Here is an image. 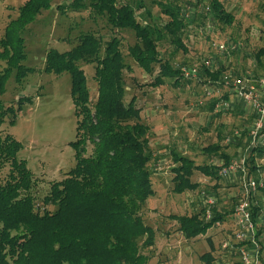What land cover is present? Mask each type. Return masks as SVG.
<instances>
[{
    "label": "trees",
    "instance_id": "16d2710c",
    "mask_svg": "<svg viewBox=\"0 0 264 264\" xmlns=\"http://www.w3.org/2000/svg\"><path fill=\"white\" fill-rule=\"evenodd\" d=\"M49 4L50 0H27L19 8L18 17L6 28L4 38L0 40V58L7 61L0 74V91H3L4 81L13 67L17 68V79L34 71L21 63L25 55L21 32ZM90 4L102 15H107L112 29L134 31L137 42L126 47L128 55L153 76V86L165 84L167 79L171 84L192 81L183 77L181 65L177 63L179 55L187 56L188 53L189 42L184 41V35L195 38L191 29L199 27L200 31L204 28L202 32L210 40L211 55L214 56L212 65L205 66L204 58L192 66L198 67V79L214 90L207 106L212 119L218 121V139L202 147L207 157L203 163L178 152L176 145L165 146L176 165L172 168L174 192L183 194L197 189L199 182L192 179L195 172L215 180L214 186L208 189L217 199L210 220L205 219V208L200 199L198 211L169 215L177 221L178 229L186 239L198 237L216 221L228 220L240 199L238 191L232 195L226 190L219 193L217 188L224 186L219 180L224 177L219 174L220 169L237 156L239 149L244 150L249 145L247 168L249 174L255 173V159L264 153V144L250 145L249 131L255 113L249 112L225 85L226 75L230 78L248 77L247 72H250L254 79L264 76V41L252 52L253 68L247 67L244 62V57L248 56L247 41L239 33L234 12L222 0H153L168 18L157 25H144L128 3L91 0ZM188 4L191 5V15H185ZM71 5L74 9L80 8L84 0H72ZM141 7L140 3L138 8ZM147 13L152 15L150 10ZM208 21L231 43H238L236 47L218 52L212 45L215 39L208 33L212 30L205 29ZM124 49V43L117 35L104 40L103 35L88 32L83 33L72 48L65 51L51 48L46 53V72H68L71 76V95L77 116L76 138L71 145L76 163L62 180L52 182L42 206L36 205L33 194L34 175L26 160L19 157L22 143L13 135H2L0 131V170L10 166L7 179L0 183V264L148 263L149 252L155 246L156 231L145 222L142 210L155 195L150 166L168 152L156 153L151 148L150 126L140 120L141 108L136 105V97L125 100L123 74L124 69H131V66L126 61ZM81 61L95 64L93 77L97 82V95L94 99L90 95L86 72L79 65ZM156 65L159 67L157 72ZM222 99L231 101L230 107L215 112V104ZM28 101L30 97L22 96L16 107L12 104L5 107L0 100V125L7 114L12 115L10 123L13 124L16 111ZM224 113L234 118L239 116L241 124L226 131L227 125L219 121ZM227 136L230 137L228 142L225 141ZM230 147L232 153L227 151ZM234 182L236 185L229 183L226 186H236L238 190V181ZM260 190L264 193V187ZM256 193L251 197L250 211L260 242V264H264V239L261 237L264 199ZM49 204L56 209L50 210ZM245 243L250 245L248 241ZM211 246L214 247L212 243ZM201 258L203 264H217L211 251L205 252Z\"/></svg>",
    "mask_w": 264,
    "mask_h": 264
},
{
    "label": "rangeland",
    "instance_id": "374dc122",
    "mask_svg": "<svg viewBox=\"0 0 264 264\" xmlns=\"http://www.w3.org/2000/svg\"><path fill=\"white\" fill-rule=\"evenodd\" d=\"M26 1L0 0V40L4 38L6 28L18 17L19 8ZM222 1L235 14L236 23L240 27L239 33L242 39L247 41L245 46L248 56L244 57V62L247 67L253 68L252 52L264 41L262 39L264 0ZM90 2L91 0H84L82 7L74 9L71 5L72 0H50L49 7L43 9L33 22L23 31L21 30L22 32L19 31L24 38L25 53L21 63L27 68H33L34 71L27 72L25 76L17 79V68L13 67L4 81L3 91H0V100L5 107L11 104L16 107L20 97H30V101L25 103L20 111H16L13 124L10 123L12 115H6L0 125V131L2 135L7 133L13 135L22 143L19 157L26 160L36 180L33 188L36 205H43V198L49 192L52 182L62 180L76 163L75 150L71 145L76 138L77 124L71 95V76L68 72L60 74L46 72V53L51 48L59 51L72 48L83 33L101 34L104 40L117 35L124 43L126 61L131 66V69H124L123 74L125 100L136 97V105L141 108L140 120L150 126L151 148L156 153L168 152L167 155L154 160L150 166L156 194L145 203L142 216L145 222L156 230V247L150 250L147 264H203L201 255L210 251L209 239L214 243V255L220 259L219 264L242 262L239 252L222 248L224 240L233 233L234 228L228 226L231 222H227V225L222 227L213 226L198 237L186 239L178 229L177 221L169 216L193 213L198 211L200 206L197 191L193 192L191 198L187 193L180 194L173 191L172 168L176 165L171 158L169 148L166 151L165 146L176 145L178 152L195 158L198 163H203L207 157L203 154L202 147L218 139V121L212 119V113L207 106L210 96L214 95V90L209 88L212 93L207 95V86L198 77L186 78L183 75V67L199 64L204 58L210 57L213 60L209 38H205L206 34L201 32L199 27L196 30L191 29L195 38L184 35V41L189 42L188 53L187 56L179 55L177 63L181 65L180 71L183 77L192 81L171 84L167 79L165 84L153 86L151 84L153 76L146 73L128 55L126 47L137 42L134 31L112 29L107 15L99 13ZM118 2L128 3L134 8L138 19L142 20L144 25L162 24L168 19L153 4V0H118ZM140 3L142 7L138 8ZM187 6L185 15H191V5ZM147 10H150L152 15L149 16ZM213 27L212 31L208 32L210 37L215 40H229L223 32L215 31ZM166 46L171 48L167 43ZM0 50H2L1 45ZM185 60L189 63H182ZM79 65L86 72L90 95L94 99L97 95V82L93 77L95 64L81 61ZM6 66L7 61L0 58V74ZM158 70L159 67L156 65L155 72ZM219 121L227 125L226 131L241 124L239 116L234 118L227 113H224ZM232 149L230 147L227 151L232 153ZM211 160L213 162V159ZM255 166V173L248 172L250 178L264 180V153L257 155ZM9 167L6 165L0 170V183H4L7 179ZM233 174L221 176L219 180L222 185L226 186L225 180H231ZM201 176H203L201 172H195L192 179L198 180ZM236 180L241 179L237 176ZM225 190L230 195L237 192L236 186L234 188L232 185L226 186L223 191ZM256 194L264 197L261 190ZM47 207L52 211L56 209L52 204ZM160 229L166 232L163 234Z\"/></svg>",
    "mask_w": 264,
    "mask_h": 264
},
{
    "label": "built area",
    "instance_id": "2783aa9c",
    "mask_svg": "<svg viewBox=\"0 0 264 264\" xmlns=\"http://www.w3.org/2000/svg\"><path fill=\"white\" fill-rule=\"evenodd\" d=\"M208 9V8H207ZM212 28L211 21L206 23V30ZM204 28L201 29V32ZM238 43H231L226 40H215L212 45L220 53L229 51L236 47ZM204 65L210 67L212 59L207 58L204 60ZM183 75L186 78L198 77L199 70L197 66L183 67ZM248 77H232L225 76V85L229 88L228 91L239 98L244 107L252 113H255V120L249 131L250 145L264 144V76L252 78L250 72ZM207 89V95H211L212 91ZM221 90H218L220 93ZM231 101L227 99L220 100L216 106L215 111L218 112L221 108H229ZM226 142L230 141V137L225 139ZM239 150L238 155L234 157L227 165L220 169V174L227 176L235 172H239L240 179L238 181V193L240 199L231 214L235 228L233 233L229 234V238L224 240L222 248L226 250H233L239 252L243 264H260V242L257 235V228L252 218L250 211L251 197L262 187H264V180H253L248 174L247 168V150ZM242 173V174H241ZM210 185V184H209ZM197 191L202 207L205 208V219L208 221L213 217V208L216 205L217 199L214 194L208 190V187L202 185L198 189L188 191V195H193ZM193 201V199L191 200ZM213 226H223L222 221H216ZM212 226V227H213ZM261 237L264 239V230ZM248 241V243H245ZM244 243V244H241Z\"/></svg>",
    "mask_w": 264,
    "mask_h": 264
},
{
    "label": "crops",
    "instance_id": "0c3cea01",
    "mask_svg": "<svg viewBox=\"0 0 264 264\" xmlns=\"http://www.w3.org/2000/svg\"><path fill=\"white\" fill-rule=\"evenodd\" d=\"M228 91V90H227ZM229 92V91H228ZM230 93V92H229ZM237 98V97H236ZM237 99H239V98H237ZM218 103V102H217ZM216 103V104H217ZM216 104H215V106H216ZM244 105V104H243ZM214 111H215V108H214ZM216 112V111H215ZM239 149V148H238ZM203 174V173H202ZM235 174V175H234ZM233 174V176H231V180H225V182H227V184H234V185H236L235 184V182L234 181H236V177L238 176V178L240 179V174H239V172L238 173H234ZM194 176V175H193ZM193 178V177H192ZM194 181H196V182H199V187H201L202 185H204V186H206V187H208V189H210L211 187H213L214 186V184H215V180H211L210 179V177L209 176H207V175H205V174H203V176H201V178H198V180H194ZM210 184V185H209ZM198 187V188H199ZM225 185L224 186H222V187H220V188H217L218 189V191H219V193H222L223 192V190L225 189ZM197 188V189H198ZM155 189V188H154ZM236 189H237V187H236ZM156 191V190H155ZM155 194H156V192H155ZM159 195H160V193H158ZM187 195H188V192H187ZM262 199H264V197H262ZM229 220V221H228ZM228 220H226V221H223V225H227V222H231V224H229L228 223V226L230 227V225L233 227V228H235V225H234V222H233V219L231 218V215H229V219ZM154 228V227H153ZM232 228V229H233ZM155 229V228H154ZM161 230V229H160ZM234 230V229H233ZM156 231V230H155ZM161 231H163V230H161ZM164 232H166V231H163V234H164ZM181 232V231H180ZM165 234H167V233H165ZM211 243L213 244V246H214V243H213V241L212 240H210L209 239V244H210V251L214 254V247H212L211 246ZM155 247H156V238H155ZM215 256V255H214ZM216 258H215V263H217V264H219V261H220V259H218L217 258V256H215Z\"/></svg>",
    "mask_w": 264,
    "mask_h": 264
}]
</instances>
